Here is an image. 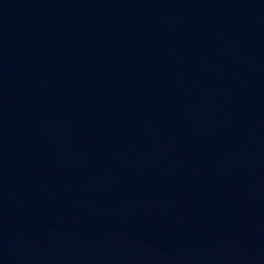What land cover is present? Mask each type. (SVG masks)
<instances>
[{
  "label": "water",
  "instance_id": "95a60500",
  "mask_svg": "<svg viewBox=\"0 0 264 264\" xmlns=\"http://www.w3.org/2000/svg\"><path fill=\"white\" fill-rule=\"evenodd\" d=\"M0 264H264V0H0Z\"/></svg>",
  "mask_w": 264,
  "mask_h": 264
}]
</instances>
